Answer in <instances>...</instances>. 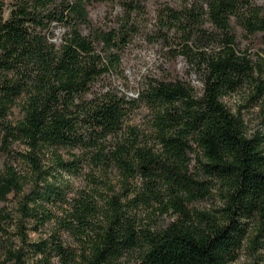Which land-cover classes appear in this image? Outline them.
<instances>
[{
    "label": "trees",
    "instance_id": "1",
    "mask_svg": "<svg viewBox=\"0 0 264 264\" xmlns=\"http://www.w3.org/2000/svg\"><path fill=\"white\" fill-rule=\"evenodd\" d=\"M146 1L0 0V150L8 157L15 152L12 143L24 144L27 152L19 154L30 164L37 184L45 180L38 155L42 148L89 149V158L113 163L125 178L137 172L145 177L141 202H161L157 187L163 186L164 212L170 209L173 218L154 231L138 229L124 204L112 196L97 225L95 208L78 199L62 226L79 248L55 239L27 242L22 221L36 218L42 223L48 218L37 215L40 205L34 202L37 196L49 201V195H24L16 220L4 203L22 191L24 177L6 160L0 169V236L17 224L22 243L34 257L22 247H9L0 264H51L54 256L61 264H227L243 236L239 218L254 217L258 235L264 234L259 138H247L240 113L230 112L221 101L248 83L264 112V77L254 75L260 64L237 51L230 25L233 19L247 36L264 33V6L258 0L159 3L147 28ZM99 2L118 7L107 11L109 25L95 24L88 15V7ZM143 31L149 41L160 43L170 56H183L200 73L198 96L176 74L149 78L135 97L111 85L97 86L110 72H118L122 51ZM17 100L22 116L12 124L7 117ZM137 102L153 112L155 151L139 143L135 129L121 133L124 117ZM111 136L114 143L107 156L102 142ZM191 153L208 179L189 171ZM54 161L56 167L72 170L78 158L64 160L55 154ZM210 178L224 188V220L198 212L195 221L186 204L209 194ZM126 254L130 258L120 263Z\"/></svg>",
    "mask_w": 264,
    "mask_h": 264
},
{
    "label": "rangeland",
    "instance_id": "2",
    "mask_svg": "<svg viewBox=\"0 0 264 264\" xmlns=\"http://www.w3.org/2000/svg\"><path fill=\"white\" fill-rule=\"evenodd\" d=\"M264 6V0H258ZM159 3H168L172 6H178L179 0H147L144 3V15L147 28H150L154 19L153 13ZM117 5L113 8L107 6L105 2L94 3L88 7V15L95 24H111L106 18L107 11H117ZM110 19V18H109ZM232 31L235 35V47L237 51L246 52V56L254 62L260 64V71L256 70L254 75L260 74L264 77V64L261 58H264V33L258 32L255 35L247 36L242 29L234 22L230 21ZM58 30V28H57ZM56 30V31H57ZM143 31L141 35L132 38L131 42L124 48L121 54V63L118 72H110L97 82V86L107 88L109 85L117 88L128 97H135L138 88L149 78L168 77L170 74H176L180 79L188 83L196 96L202 91V81L199 72L194 70L186 58L183 56H170L165 47L160 43L149 41ZM253 87L244 83L234 91L221 98L222 103L232 113H240L243 125L244 135L251 138L254 135L259 138V148L264 154V112L261 110L260 100L252 98ZM20 101L10 109L7 119L16 123L22 116L20 112ZM152 110L143 103L137 102L135 106L128 110L124 117L121 133L128 134L131 128L135 129L140 144H145L154 149L155 136L152 127ZM114 143V137H107L102 144L105 146L103 153L108 156V151ZM12 154L7 157L0 150V169L3 163L8 160L15 169L22 175L23 188L17 194L9 195L4 203L5 208L17 220L20 218L18 204L24 199V195L34 196L46 191L49 195V201L40 197L35 198L38 205L37 215L47 216L42 223L38 219H23L24 238L27 242H35L42 239L51 241L55 239L63 245L72 249L79 248V243L69 231L63 228L62 221L70 220L69 212L72 205L78 199H86L95 208L93 217L94 223H101L100 213L107 208V200L115 196L127 213L135 218V224L138 229H149L154 231L166 226L173 218L169 209L164 212V203L167 201L166 190L158 185L157 192L161 202L149 200L141 202L139 196L144 191L143 184L145 177L137 172L134 176L125 178L121 170L113 163L104 160V163H98L89 158L91 150L89 149H69L68 147H45L38 151L40 156V167L44 171L45 180H38L37 184L33 182V172L30 164L19 154L26 153L27 148L20 142H14L10 146ZM55 154H60L64 160L78 158L76 167L72 170H62L55 165ZM191 161L188 166L193 175H199L201 179H208L199 170V164L196 162L194 153L190 154ZM209 180V194L201 199L191 201L186 204L190 210L193 219L198 220V212L208 214L214 220L223 221L224 207L226 199L224 197V188L212 178ZM48 190L57 192L49 193ZM29 205H33L29 203ZM38 218V217H37ZM243 228V236L239 246L234 251V259L227 264H264V234L258 235V225L254 217H241L238 220ZM21 230V229H20ZM24 248L29 257L26 244L22 243L17 224H12L8 233L0 236V262L4 261L6 248ZM28 250V251H27ZM53 254V253H52ZM130 255L126 254L119 259L120 263L127 262ZM8 261L6 264H11ZM51 264H61L57 257L51 258Z\"/></svg>",
    "mask_w": 264,
    "mask_h": 264
}]
</instances>
